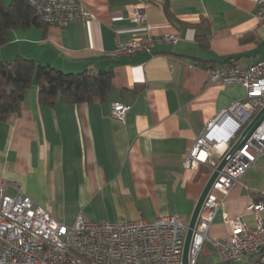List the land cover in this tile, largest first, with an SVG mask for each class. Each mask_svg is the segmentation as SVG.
<instances>
[{
	"label": "crops",
	"instance_id": "obj_1",
	"mask_svg": "<svg viewBox=\"0 0 264 264\" xmlns=\"http://www.w3.org/2000/svg\"><path fill=\"white\" fill-rule=\"evenodd\" d=\"M81 1L92 18L9 28L0 60L31 58L67 73L111 68V88L104 100L46 104L33 80L19 114L0 120V191L28 195L67 225L78 214L89 221L152 222L164 215L189 221L210 167L186 169L184 155L209 120L245 97L240 83L210 82L207 67L264 59L255 1ZM135 5L146 23L130 21ZM166 32L178 39L157 41L150 52L115 53L117 40ZM113 102L130 105L123 122L110 116ZM246 174L217 210L209 237L228 236L223 213L253 225L245 208L264 203V177ZM195 264L224 263L206 240Z\"/></svg>",
	"mask_w": 264,
	"mask_h": 264
},
{
	"label": "built area",
	"instance_id": "obj_2",
	"mask_svg": "<svg viewBox=\"0 0 264 264\" xmlns=\"http://www.w3.org/2000/svg\"><path fill=\"white\" fill-rule=\"evenodd\" d=\"M42 22L64 27L69 22L93 17L81 0H26ZM255 19L264 25V0H254ZM135 25L144 24L146 12L134 6L129 14ZM178 35L144 33L128 41L117 40L115 53L150 52L157 41L175 42ZM210 82L240 83L245 97L222 108L198 133L183 159L186 169L208 163L210 174L237 139L239 132L264 106V59L248 66L233 61L207 67ZM130 105L111 103L110 116L124 121ZM223 145L222 148L219 146ZM264 153V119L244 144L235 150L207 192L193 227L188 264L209 240L224 264H264V203L251 201L246 210L253 215L250 226L239 217L223 213L230 231L225 238L208 236L217 210L233 186ZM202 156V157H201ZM188 221L177 215L144 220L89 221L78 214L71 224L56 219L51 211L24 193L14 196L0 191V264H181ZM246 264V263H245Z\"/></svg>",
	"mask_w": 264,
	"mask_h": 264
},
{
	"label": "trees",
	"instance_id": "obj_3",
	"mask_svg": "<svg viewBox=\"0 0 264 264\" xmlns=\"http://www.w3.org/2000/svg\"><path fill=\"white\" fill-rule=\"evenodd\" d=\"M36 23L42 22L26 0H12L8 5L0 0V47L7 43L9 28ZM111 77V68L67 73L31 58L0 60V120L19 114L24 92L33 80L38 86L39 102L53 104L57 98L77 103L104 100ZM250 262L251 257L246 264Z\"/></svg>",
	"mask_w": 264,
	"mask_h": 264
},
{
	"label": "water",
	"instance_id": "obj_4",
	"mask_svg": "<svg viewBox=\"0 0 264 264\" xmlns=\"http://www.w3.org/2000/svg\"><path fill=\"white\" fill-rule=\"evenodd\" d=\"M264 119V106L261 107L256 114L251 118L249 123L239 132L237 139L234 141V143L230 146L228 151L222 156V158L219 160L217 166L214 168L212 173L209 175L200 195L196 202V205L194 207L193 213L188 221V228L185 235V241L183 245V251H182V258H181V264H188V251L189 246L191 242L193 227L195 225V220L197 217V214L199 212V209L201 207V204L209 191L214 179L217 177L219 171L223 168V166L227 163L228 159L231 157V155L240 148L244 142L249 138V136L252 134V132L256 129V127L260 124V122Z\"/></svg>",
	"mask_w": 264,
	"mask_h": 264
},
{
	"label": "rangeland",
	"instance_id": "obj_5",
	"mask_svg": "<svg viewBox=\"0 0 264 264\" xmlns=\"http://www.w3.org/2000/svg\"><path fill=\"white\" fill-rule=\"evenodd\" d=\"M264 153H262V155H260L256 161V163L253 164V166L251 168H249L246 172H247V176H250L251 179H257L259 177H264ZM260 172H262L263 174L261 175ZM248 260V257H244L243 261L238 263V264H245Z\"/></svg>",
	"mask_w": 264,
	"mask_h": 264
},
{
	"label": "bare ground",
	"instance_id": "obj_6",
	"mask_svg": "<svg viewBox=\"0 0 264 264\" xmlns=\"http://www.w3.org/2000/svg\"><path fill=\"white\" fill-rule=\"evenodd\" d=\"M223 145H220L219 147L222 148Z\"/></svg>",
	"mask_w": 264,
	"mask_h": 264
}]
</instances>
